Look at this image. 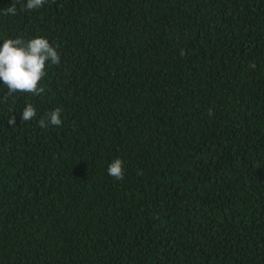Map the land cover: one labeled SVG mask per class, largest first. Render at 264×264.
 Returning a JSON list of instances; mask_svg holds the SVG:
<instances>
[{"label":"trees","instance_id":"trees-1","mask_svg":"<svg viewBox=\"0 0 264 264\" xmlns=\"http://www.w3.org/2000/svg\"><path fill=\"white\" fill-rule=\"evenodd\" d=\"M26 3L0 47L61 59L0 80V264H264V0Z\"/></svg>","mask_w":264,"mask_h":264},{"label":"clouds","instance_id":"clouds-1","mask_svg":"<svg viewBox=\"0 0 264 264\" xmlns=\"http://www.w3.org/2000/svg\"><path fill=\"white\" fill-rule=\"evenodd\" d=\"M46 0H27L24 7L27 10H35L43 7ZM16 6L13 4L4 10L5 14H16ZM60 55L48 39L38 36L27 42L21 38L6 39L0 47V80L7 86L8 95L16 92L32 93L36 96L45 92L40 86L41 80L46 75V64L60 63ZM62 109L56 108L49 115V123L59 126L62 123ZM36 116V109L28 104L22 111V120L27 122ZM10 123H16L13 118ZM42 127L46 126L45 120L39 121ZM108 174L117 180L124 179V162L120 158L114 159L108 166Z\"/></svg>","mask_w":264,"mask_h":264}]
</instances>
